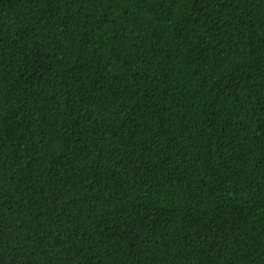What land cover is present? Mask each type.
<instances>
[{
  "label": "trees",
  "instance_id": "trees-1",
  "mask_svg": "<svg viewBox=\"0 0 264 264\" xmlns=\"http://www.w3.org/2000/svg\"><path fill=\"white\" fill-rule=\"evenodd\" d=\"M0 264H264V0H0Z\"/></svg>",
  "mask_w": 264,
  "mask_h": 264
}]
</instances>
